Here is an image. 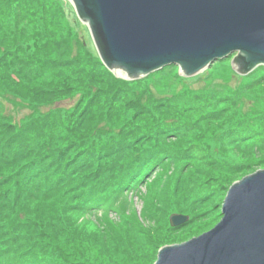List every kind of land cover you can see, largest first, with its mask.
Segmentation results:
<instances>
[{
	"label": "trees",
	"instance_id": "1",
	"mask_svg": "<svg viewBox=\"0 0 264 264\" xmlns=\"http://www.w3.org/2000/svg\"><path fill=\"white\" fill-rule=\"evenodd\" d=\"M68 9V0H0V93L29 109L15 122L0 108V264H153L174 232L213 211L230 176L263 155L264 103L241 110L227 84L139 93L149 75L116 77L79 39ZM242 78L264 97L263 65ZM77 94L69 108L40 109ZM177 162L176 185L187 170L193 187L176 186L144 213L149 226L135 215L120 216L121 229L70 220L68 212L114 208V198ZM175 210L189 219L173 227Z\"/></svg>",
	"mask_w": 264,
	"mask_h": 264
},
{
	"label": "water",
	"instance_id": "2",
	"mask_svg": "<svg viewBox=\"0 0 264 264\" xmlns=\"http://www.w3.org/2000/svg\"><path fill=\"white\" fill-rule=\"evenodd\" d=\"M103 64L135 80L165 66L191 77L233 53L246 75L264 66V0H69ZM210 230L161 247L154 264H264V168L228 189ZM189 216L173 213L171 226Z\"/></svg>",
	"mask_w": 264,
	"mask_h": 264
},
{
	"label": "rangeland",
	"instance_id": "3",
	"mask_svg": "<svg viewBox=\"0 0 264 264\" xmlns=\"http://www.w3.org/2000/svg\"><path fill=\"white\" fill-rule=\"evenodd\" d=\"M68 2H69L68 11L71 14L70 17H72V15L74 14L76 20L78 19L77 22L74 24L75 32L77 31L76 34H78L80 40L85 41L87 47L89 46L92 47L91 49L92 51H94L93 48L96 49V47L94 45L87 24H85L78 18L75 8L73 7V5L69 0ZM66 41L71 42V38L66 39ZM75 47L76 45L74 46V48ZM74 52H77L76 48L74 49ZM235 55L236 53H233L226 58H223L221 60H216L210 66L205 68L202 72L191 77H184V76L182 77V75L179 72V67L177 65L165 66L157 71L148 74L149 77L148 80L144 82V87L139 85V89H137V92L140 93L141 91L146 89L147 92L149 93L153 92V94L156 95V98H160V97L172 96L177 92L181 91L182 89H184L185 87L189 88L192 91L198 89H202V90L209 89L216 91L215 88L219 87L220 84H224V85L227 84V88L229 92L234 97L232 98V100L237 101L239 98H241V103L237 104L241 110L245 108L244 111H247L250 107H253L255 104L262 105L264 103V97L253 90L247 89L248 84L244 82V78H242L243 75L236 72V70L233 68L231 62ZM117 74L121 75V72L117 71ZM118 75L115 74L116 77L122 78ZM239 75L240 77H238ZM243 82L246 85L245 87H243L244 86ZM1 90L2 89L0 87V91ZM259 90L260 92H264V85L259 86ZM78 97L79 94L75 95L73 98L62 99V101H59L54 104L52 103L49 106L44 105L40 109L42 111H46L51 109L52 106H65L69 108L71 105H74ZM16 100L18 99L16 98ZM14 103L15 101H13V97L8 92L0 93V108L1 107L4 108L3 110L4 113L12 116L15 122H21L23 116L28 115L29 109L24 107L15 108ZM172 138L173 136H170L168 140H172ZM236 158L238 160L240 159L237 156ZM249 160L253 162L251 164L253 166L247 170L239 171L229 177L228 181L230 182L228 183V188L226 189L224 195H222L223 197L217 199L218 201L216 202L215 204L216 207H214L213 211H211L208 215H206L205 213L204 215L198 217L196 219L198 220L197 222L191 223L186 228L174 232L170 242L164 244L163 246L208 231L211 228H213L220 221L222 217V214L220 215L221 208L229 187L235 181L242 179L246 175H249L258 169L264 168V153L262 156L259 155L253 156ZM165 167L167 168L166 170L161 168L158 171L154 172L151 175L150 179L146 181V183H144L145 182L144 181L136 188L134 189L132 188L127 193L119 195L118 197L114 198V200L116 201V202L113 201V203L115 204L114 208L112 209L110 208L106 212L104 211L100 212V210H98L97 213L93 215L91 214L86 215L84 213L77 211L68 212L69 213L68 216L70 220L74 223H78L79 225L85 227L86 229H92V230L96 229V226H100V225H102L104 229L105 228L109 229L107 223L105 222L107 220H111L115 223L114 226L121 229L122 226H124V222L122 219H124L126 216L133 217V215H135L136 217L139 218V220L143 221L146 226H149L150 222L146 221L145 217L143 216L144 213L149 214V212L152 213L153 211H157L155 210L157 204L163 200H166L167 196L172 193L171 191L176 190L177 187L180 186L179 188L180 191H183L184 193H187V191L193 187V183L189 181L187 178L192 177L191 175L194 173H191V171H187V170L184 173L185 178L182 177V180L184 179V182H181L179 186L176 185L178 184V181L177 182L175 181L176 180L175 177L181 172V166L179 162L171 163V165L169 164L166 165ZM179 179H181V177H179ZM184 193H182L180 200L184 198ZM34 194L40 195L35 190H34ZM69 194L70 193L68 192L65 194L66 198ZM28 199L29 197H25L22 200V202ZM56 204H58L57 206H59L62 203L59 202V200H57ZM173 213L185 214L175 210L172 211L170 215ZM120 216H125V217L121 218Z\"/></svg>",
	"mask_w": 264,
	"mask_h": 264
}]
</instances>
